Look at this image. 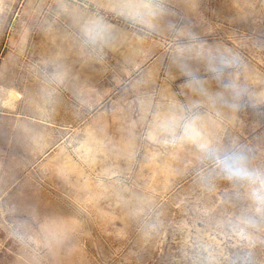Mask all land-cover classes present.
<instances>
[{
  "label": "rangeland",
  "instance_id": "rangeland-1",
  "mask_svg": "<svg viewBox=\"0 0 264 264\" xmlns=\"http://www.w3.org/2000/svg\"><path fill=\"white\" fill-rule=\"evenodd\" d=\"M0 264H264V0H0Z\"/></svg>",
  "mask_w": 264,
  "mask_h": 264
}]
</instances>
